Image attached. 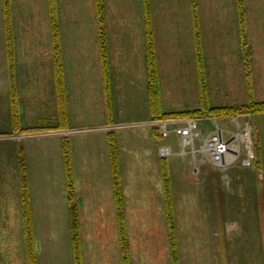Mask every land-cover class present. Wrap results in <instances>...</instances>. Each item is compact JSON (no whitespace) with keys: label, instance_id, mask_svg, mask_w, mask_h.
Masks as SVG:
<instances>
[{"label":"rangeland","instance_id":"374dc122","mask_svg":"<svg viewBox=\"0 0 264 264\" xmlns=\"http://www.w3.org/2000/svg\"><path fill=\"white\" fill-rule=\"evenodd\" d=\"M236 4V0H197L210 106L251 99L264 102V0H244V25L238 22ZM105 6L109 44L115 47L125 35L130 46L144 51L146 70L142 0H105ZM150 6L156 48L162 59L163 111L200 109L195 46L194 54L188 49L184 59L180 55L181 35L192 16L191 2L150 0ZM57 8L61 45L64 41L68 52L69 72L67 77L65 70V76L71 129L59 132L71 133L28 137L12 124L0 0V264H27L23 177L28 181L38 264H75L62 154L66 139L75 171L74 204L79 213L84 264H121L116 207L113 194L111 199L106 196L108 191L112 193L106 132L95 130L107 117L103 78L101 82L98 69L96 77L94 64L98 44L95 4L94 0H57ZM12 15L20 126L52 125L58 121V110L47 0H12ZM241 29L248 42L245 60ZM82 50L86 53L79 67ZM178 51L180 54L173 55ZM80 69L91 74L76 76ZM121 80L127 82L129 77ZM137 84L118 88L113 109V126L121 127L114 132L120 147L133 264H170L161 161L168 163L172 182L180 264H264V114L225 119L223 124L230 128L234 118L242 126L250 125L259 158L253 168L238 165L231 169L228 185L211 165H203L195 174L198 164L194 158H183L177 137L158 138L149 126L122 127L154 121L149 118L147 90ZM115 95L111 90V97ZM199 126L203 132L211 128L207 122H199ZM76 129L80 131L72 132ZM163 140L178 153L176 158L158 157L157 146ZM196 161L203 163L200 158ZM88 191L91 194H86ZM83 195L101 201L91 210L92 204ZM80 196L83 205L79 204Z\"/></svg>","mask_w":264,"mask_h":264},{"label":"trees","instance_id":"16d2710c","mask_svg":"<svg viewBox=\"0 0 264 264\" xmlns=\"http://www.w3.org/2000/svg\"><path fill=\"white\" fill-rule=\"evenodd\" d=\"M145 45H146V70L148 77L149 104L153 120L177 119V118H230L238 116H253L264 114V102H255L252 99L244 104H233L228 106H210L208 103V84L205 77L204 42L200 33L197 0H190L192 11V22L194 31V46L197 59L201 108L193 111L164 112L161 99V82L156 52L155 33L152 22L150 0H142ZM239 11V23L244 25L246 17L244 12V0H236ZM50 16V25L53 38V79L56 91L58 110V121L52 125L38 128H22L20 126V113L18 108V88L15 70L16 48L15 33L13 27L12 0H2V11L4 21V33L6 44V62L8 72L10 109L13 128L21 134L49 132L68 129V98L65 80V69L63 49L60 38L59 14L57 0H47ZM98 26V46L103 67V81L105 86L108 108L110 109L111 98V65L108 54V35L106 26L105 0H94ZM242 50L247 51L248 42L244 29L240 30ZM66 139V138H65ZM63 161L65 166V184L67 191V204L69 209L70 227L72 233V247L75 264H84L83 245L81 236V225L79 213L74 204L75 179L72 162V151L70 143L66 140L62 145ZM109 155L111 166L112 194L116 207V223L118 239L120 243L121 264H132L128 219L126 215L125 194L122 184L120 147L115 133L109 134ZM259 158H257V161ZM259 163V161H258ZM161 173L163 178V200L165 206L166 223L169 232V254L170 264H180L178 244L176 239V214L175 203L171 190V179L166 161H161ZM23 201V224L25 236V249L27 264H38L35 247V231L33 224L32 206L28 192V181L26 177L22 180Z\"/></svg>","mask_w":264,"mask_h":264},{"label":"built area","instance_id":"2783aa9c","mask_svg":"<svg viewBox=\"0 0 264 264\" xmlns=\"http://www.w3.org/2000/svg\"><path fill=\"white\" fill-rule=\"evenodd\" d=\"M164 139L171 135L177 136L182 147L181 154L191 156L195 160L202 159L194 173H199L203 165H211L215 169L225 172L233 167L241 165L244 168L253 167L256 156L253 150L251 129L232 131L215 125L214 128L203 133L197 120H180L173 122L155 123ZM159 157L168 158L174 155L170 145L159 147ZM209 162V163H205Z\"/></svg>","mask_w":264,"mask_h":264},{"label":"crops","instance_id":"0c3cea01","mask_svg":"<svg viewBox=\"0 0 264 264\" xmlns=\"http://www.w3.org/2000/svg\"><path fill=\"white\" fill-rule=\"evenodd\" d=\"M238 11V9H237ZM239 14V11H238ZM246 17V14H245ZM188 22V28L186 30H184V34L181 35V39L180 42L182 43V46L180 45V48L183 49L182 54L179 53V51L177 53H173V55L176 54H180L182 59L183 55L185 54L186 51H188V49L190 50L191 53L194 54V31H193V22H192V16L190 20H186ZM238 22H239V18H238ZM202 34V33H201ZM189 37L191 39V44H189ZM63 40V39H62ZM202 40H203V36H202ZM191 45V46H190ZM156 47H158L156 45ZM62 49H63V59H64V69L67 70V77H68V52L66 51V47L64 44V41H62ZM241 49H242V45H241ZM157 51V59H158V67H159V73H160V82H161V87H162V59L160 57V52L159 50L156 48ZM86 53V51H81L80 55L81 57L78 58V65L79 67L83 66V62L84 59L82 58V55ZM108 54H109V61H110V65H111V76H112V82H111V90L114 94H116L113 98H110V109L108 108V104H107V98L105 96V104H106V112H107V117H105V121L106 123L103 124L101 127L98 128H107V127H113L115 128L113 125L115 123H113V109L115 107V100L116 97H118V88H125L128 87L129 85H133V82L138 81V87L140 89L147 90V103L149 106V118L152 117L151 114V109H150V104H149V95H148V77H147V70H145V63H144V51H142L140 49V47L137 49L135 47H132L128 44L127 42V38L125 37V35H123L122 38V42H120L119 44H117L115 47H112L109 44V35H108ZM242 54L244 55V60L246 57V53L242 50ZM145 55H146V47H145ZM94 56H95V60H94V64L96 66V77H97V69H98V73L100 72V79L102 82V78H103V67H102V60L100 56V51H99V46L97 44V46L95 47L94 50ZM146 59V56H145ZM193 58H191V60H193ZM243 60V58H242ZM88 63H92V60H87ZM76 63V62H75ZM245 67H246V61L244 62ZM66 65H67V69H66ZM91 74V71L87 70V69H80L78 70V72L75 73L76 76H80L82 74ZM245 75L246 71H245ZM125 76L129 77V80L127 82H124L121 80V78H125ZM65 80H66V76H65ZM76 81H79V78H76ZM104 84V81H103ZM104 92H105V86H104ZM161 92H162V88H161ZM67 94H68V89H67ZM68 98V102H69V95H67ZM19 99V98H18ZM57 102V101H56ZM249 102V101H248ZM244 104V103H242ZM233 105V104H232ZM228 106V105H225ZM18 108H19V104H18ZM20 113V112H19ZM144 122V121H143ZM138 123H142V122H137ZM135 124V123H134ZM94 129V128H92ZM67 130H71V129H67ZM75 130V129H72ZM86 130V129H82L81 131ZM80 131V129H76V131H72V132H78ZM106 132V131H104ZM109 134L108 132H106L105 134V138H104V142L106 143L107 141V145H108V156L110 158L109 155ZM156 135V133H154ZM26 136V135H25ZM49 136H54V135H49ZM58 136V135H55ZM64 136V135H63ZM39 137H44V136H39ZM67 140V139H66ZM68 141V140H67ZM69 142V141H68ZM75 169V167H74ZM89 169V167H88ZM89 173V174H88ZM87 176L91 175V172L88 171ZM75 174V171H74ZM92 178V177H91ZM86 194H91V191H88ZM107 198L110 199L112 198V193H110L109 191L106 194ZM80 201L79 204L83 205L84 203V198L90 202L91 205V210L94 209L93 204L96 203L97 201H101V199H90L87 198L86 196L83 195L80 196ZM34 224V222H33ZM129 229V228H128ZM230 229V227H229ZM235 228H231L230 230H234ZM35 231V230H34ZM131 258H132V254H131ZM179 258H182L181 256H179ZM133 264V261H132Z\"/></svg>","mask_w":264,"mask_h":264}]
</instances>
